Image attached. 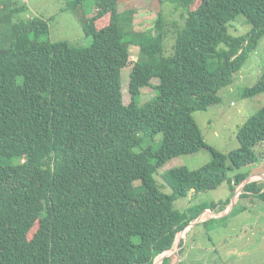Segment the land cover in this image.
Listing matches in <instances>:
<instances>
[{
  "label": "trees",
  "instance_id": "obj_1",
  "mask_svg": "<svg viewBox=\"0 0 264 264\" xmlns=\"http://www.w3.org/2000/svg\"><path fill=\"white\" fill-rule=\"evenodd\" d=\"M157 1L163 8L148 10L153 24L138 27L136 0H70L63 9L79 5L92 37L81 46L50 39L48 20L28 15L25 2L0 0V264H153L204 209L227 204L179 209L178 198L224 181L234 191L247 174L228 171L258 161L264 106L239 126V146L227 154L205 141L193 112L217 103L218 90L256 49L264 0ZM165 6L178 18L169 21ZM240 14L250 30L232 34ZM169 33L175 37L166 55ZM130 46L138 53L125 104L121 72L131 64ZM146 86L155 95L140 104ZM262 92L264 72L242 93ZM158 133L156 147H140ZM201 148L211 160L167 169L162 178L172 191H161L158 169ZM249 199L264 202V181L245 183L228 214ZM214 219L199 224L208 228Z\"/></svg>",
  "mask_w": 264,
  "mask_h": 264
},
{
  "label": "rangeland",
  "instance_id": "obj_2",
  "mask_svg": "<svg viewBox=\"0 0 264 264\" xmlns=\"http://www.w3.org/2000/svg\"><path fill=\"white\" fill-rule=\"evenodd\" d=\"M25 2L28 6V15L41 16L49 22V37L52 40H66L74 45L88 46L92 42V37L86 35L82 29L83 10L78 5L69 10H64L70 0H18ZM129 5V4H128ZM139 9L140 15L135 23L138 27H148L153 24V15L148 10L155 12L163 8L157 0H136L132 3ZM126 3H120V10L124 9ZM165 14L169 21L177 19L179 12H174L171 6L164 7ZM88 14L87 16H89ZM156 19V18H155ZM229 32L236 35L245 34L250 30V24L246 23L243 15L237 17L230 23ZM174 35L169 33L165 39V54H172ZM138 48L130 46L129 60L131 64L124 67L121 72V87L123 101L130 102L128 90L129 74L132 62L137 58ZM264 72V35L260 39L256 49L250 53L247 60L233 76L232 81L221 87L217 94L220 100L209 106L206 110L194 111L193 116L200 126L205 141L227 154L229 151L238 148L237 131L248 116L264 106V92L254 96H243L245 87L252 86L262 76ZM158 82L157 78L151 80L152 84ZM139 103L142 104L150 100L155 95L153 86H146L141 89ZM162 138V133H158L153 140L144 139L140 147L158 145V140ZM136 151L139 148L135 149ZM254 150L258 161L244 166L240 169L228 171L231 177L236 173H245L247 177H253L258 181H264V141L256 144ZM211 160V153L207 149H200L190 154H183L169 159L155 174L157 184L161 191L171 193V188L166 185L162 178V173L167 169L184 165L190 169H197ZM250 179V181L254 180ZM243 184L235 186L234 191L229 189L226 181L222 182L213 190L203 192H190L186 197L178 198L174 206L184 209L186 206L200 202H227L224 206H231L232 197L238 189L242 190ZM240 190V191H241ZM230 199L229 203L228 200ZM238 196L235 197V201ZM227 199V201H226ZM220 203V202H218ZM241 205L248 208L238 209ZM228 207V208H229ZM230 209V208H229ZM224 211L221 213L223 214ZM231 210V209H230ZM216 213V212H215ZM213 211H205L202 218H215L206 228L202 224L195 226L190 233H178L173 247L169 250V256L173 257V264H264V202L254 199L240 200L236 209L230 214L226 213L221 217H212ZM181 232V231H180ZM186 241V248L183 257L177 260L180 242ZM177 253V254H176ZM161 255H158V257ZM161 262V261H160Z\"/></svg>",
  "mask_w": 264,
  "mask_h": 264
},
{
  "label": "crops",
  "instance_id": "obj_3",
  "mask_svg": "<svg viewBox=\"0 0 264 264\" xmlns=\"http://www.w3.org/2000/svg\"><path fill=\"white\" fill-rule=\"evenodd\" d=\"M254 176V174H252L251 175V177H253ZM251 179H254V178H251ZM233 197H234V195H233ZM233 197H232V199H233ZM218 202H221V201H218ZM236 202V201H235ZM187 207V206H186ZM185 207V208H186ZM229 207V206H228ZM227 207V209L229 210V211H226L225 209V212L222 214L221 212L222 211H224V210H222V211H219V212H214L215 214L212 216V217H221V216H223V215H225L226 213H228V212H230V209H232V207L229 209ZM218 210V206H217V208H216V211ZM205 212V211H204ZM202 213V212H201ZM203 214V213H202ZM202 214H200V216H201V218L199 219V221L198 222H194V223H192L191 225H189L188 227H187V230H186V235L188 234V233H190L191 232V230L195 227V226H198V225H200L199 224V222L200 221H203V219L204 218H202ZM211 218V217H210ZM186 241L183 243L182 242V245H181V247H180V249H179V251H178V255H177V260L178 259H180L181 257H183V259H182V261H183V263H184V260L186 259V257H184V255H183V251L185 250V248H186ZM177 254V253H176Z\"/></svg>",
  "mask_w": 264,
  "mask_h": 264
},
{
  "label": "water",
  "instance_id": "obj_4",
  "mask_svg": "<svg viewBox=\"0 0 264 264\" xmlns=\"http://www.w3.org/2000/svg\"><path fill=\"white\" fill-rule=\"evenodd\" d=\"M250 179H251V176L245 178V180H244V182H243V186H244L245 183L249 182ZM242 188H243V187H242ZM240 190H241V189H238V190L236 191V193L234 194V197H233V199H232V201H231V205H233V204L235 203V197L239 195V193L241 192ZM230 208H231V206H230ZM204 211H211V210H209V209H204V210L202 211V213H203ZM202 213H201V214H202ZM200 218H201V216L199 215L196 219H194L192 222H190L189 225H191V224L194 223V222H198ZM184 231H185V230H184ZM182 232H183V230H182L180 233H182ZM178 242H180V239L178 240ZM167 254H168V252L166 251L164 254L161 255L160 258H163V257L166 256Z\"/></svg>",
  "mask_w": 264,
  "mask_h": 264
},
{
  "label": "clouds",
  "instance_id": "obj_5",
  "mask_svg": "<svg viewBox=\"0 0 264 264\" xmlns=\"http://www.w3.org/2000/svg\"><path fill=\"white\" fill-rule=\"evenodd\" d=\"M254 180H256V179H254ZM242 184H243V183H242ZM209 210H210V209H209ZM211 211H212V210H211ZM211 211H209V212H211ZM200 214H201V213H200ZM191 222H192V221H191ZM188 226H189V225H188ZM188 226H187V227H188ZM187 227L184 229V230H185L184 232H186ZM179 233H180V232H179ZM165 252H166V251H165ZM165 252H163V253H161V254H159V255H162V254H164ZM167 252H169V250H167ZM157 256H158V255H157ZM157 256H156V257H157ZM166 256H169V255H166ZM156 257H155V258H156ZM164 257H165V256H164ZM155 258H154V259H155ZM162 260H163V258H161V263H162ZM153 262H154V260H153Z\"/></svg>",
  "mask_w": 264,
  "mask_h": 264
},
{
  "label": "built area",
  "instance_id": "obj_6",
  "mask_svg": "<svg viewBox=\"0 0 264 264\" xmlns=\"http://www.w3.org/2000/svg\"><path fill=\"white\" fill-rule=\"evenodd\" d=\"M161 258H160V256L158 257H156L155 259H154V262H153V264H161Z\"/></svg>",
  "mask_w": 264,
  "mask_h": 264
}]
</instances>
